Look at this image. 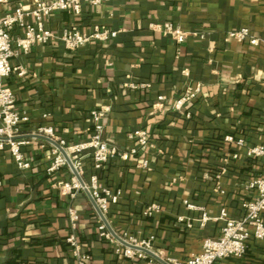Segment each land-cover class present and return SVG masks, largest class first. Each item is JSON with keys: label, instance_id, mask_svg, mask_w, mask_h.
<instances>
[{"label": "crops", "instance_id": "obj_1", "mask_svg": "<svg viewBox=\"0 0 264 264\" xmlns=\"http://www.w3.org/2000/svg\"><path fill=\"white\" fill-rule=\"evenodd\" d=\"M33 1L1 3L0 16ZM45 19L55 37L13 55L11 65L25 75L0 77L28 117L16 136L27 141L21 151L30 160L20 168L8 146L0 147V264H73L66 242L71 232L91 255L89 264H171L199 253L206 237L220 235L221 208L240 217L242 202L255 194L248 181L264 174L260 159L246 155V147L264 145V0H106ZM164 21L188 37L178 44L152 27ZM96 24L114 30V37L74 50L57 38L65 27L88 31ZM241 27L257 37L256 45L226 37ZM21 35L18 26L10 31L13 39ZM142 82L148 86H131ZM197 83L200 92L175 109V98ZM159 95L162 104L155 106ZM99 110L102 139L119 151L136 147L128 159L117 156L98 169L89 150L82 154V182L97 174L101 186L121 191L104 216L114 241L98 235L103 220L87 190L71 194L59 188L58 181L75 175L70 165L46 171L54 143L30 136L50 125L66 145L83 142L93 131L91 112ZM138 128L149 134L147 145L128 137ZM228 134L244 144L226 141ZM186 200L207 212L203 226L200 209L187 207ZM153 203L157 208L144 214ZM69 209L78 216L74 227ZM124 232L155 236L152 255L116 253ZM246 250L220 264H264V239L250 238Z\"/></svg>", "mask_w": 264, "mask_h": 264}, {"label": "built area", "instance_id": "obj_2", "mask_svg": "<svg viewBox=\"0 0 264 264\" xmlns=\"http://www.w3.org/2000/svg\"><path fill=\"white\" fill-rule=\"evenodd\" d=\"M7 1L0 0V4ZM103 1L106 0H34L27 9L17 5L11 11L5 12L0 16V77H8L15 71L19 76L26 74V71L21 66H12L10 60L17 51L27 52L33 44L45 45L55 37L52 31L45 26V18L52 12L66 10L78 14L82 3L95 6ZM26 17H30L32 21L27 22L25 20ZM15 26L22 29V35L13 39L10 37V31ZM152 27L169 35L178 44L188 37L187 32L171 21L153 24ZM114 35V30L111 31L103 25L96 24L88 31L79 30L75 27H65L57 38L64 43L66 48L74 50L89 41H105L114 37ZM198 37L202 38L204 34H198ZM226 37L229 39L235 38L239 41L247 40L252 45L258 43L257 37L253 36L247 27L229 31ZM183 73L188 74L187 69H184ZM131 86L144 88L148 84L143 82L133 83ZM200 89V83H197L192 88L185 89L183 94L175 98L173 107L177 110L182 109L186 103L193 100L200 92ZM162 99L163 96L159 95L157 97L158 101L154 105L160 106ZM102 115L103 110L91 112L94 124L90 138L75 144L66 145L65 141L56 135L50 125L38 128L39 134L55 140L69 154L73 168L77 171L80 178L83 173L82 154L84 150H89L96 169L101 168L105 162L117 156L126 160L129 158V154H133L136 151V147L131 148L128 152L119 151L118 148L108 145L102 139L101 131L103 125L100 120ZM27 120V115L21 113L17 108L13 90L0 80V147L2 148L4 144L8 146L10 155H12L15 163L20 168H28L30 166V160L21 151V146L27 141L16 136L21 123ZM127 135L130 139L135 138L139 145H147L149 142V134L143 128L134 129ZM224 139L236 145L244 144L243 138L234 137L233 135L228 134ZM246 148L247 157L260 159V165L264 170V145L253 144ZM52 154L50 163L46 168L48 174L68 164L66 158L56 146L53 148ZM233 157L236 158L237 153ZM58 186L63 193L69 192L73 194L76 190H87L104 216L109 211L111 204L117 203L121 194L119 189L111 190L108 187L101 186L97 174L90 175L88 182H82L76 175H73L70 180L58 181ZM247 186L250 190L255 191V194L250 200L242 202L243 214L238 218H232L227 216L225 208H221L219 217L223 219L224 223L221 226L220 235L217 237H206L199 253L192 254L182 261L173 260L171 264H220L223 258L243 257L246 254L247 241L250 238L264 239V217L262 215L264 212V174L253 176L248 181ZM185 204L191 209H200L199 220L200 225L203 226L209 218L207 212L187 200ZM155 208H157L156 203L149 205L144 214H150ZM69 215L74 227L78 216L72 209H69ZM177 218L178 221L185 222L186 226L192 225L190 218L186 219L183 216H178ZM98 235L114 241L113 234L106 228L104 221L98 226ZM121 237L124 243H120L114 248L116 253H121L129 258H144L147 253L141 248L149 250L155 236L148 235L139 238L124 232ZM66 242L70 245L71 254L75 259L73 264H89L91 255L83 251L78 238L73 232L66 237Z\"/></svg>", "mask_w": 264, "mask_h": 264}, {"label": "water", "instance_id": "obj_3", "mask_svg": "<svg viewBox=\"0 0 264 264\" xmlns=\"http://www.w3.org/2000/svg\"><path fill=\"white\" fill-rule=\"evenodd\" d=\"M31 137L32 136H35V137H39V138H44V139H46V140H51L53 143H54V145L59 149V151L61 152V154H63L64 155V157L66 158V160H67V162H68V164L70 165V167H71V169H72V171L74 172V174L78 177V179L80 180V181H82L81 180V178H80V176L78 175V173H77V171L73 168V165H72V161H71V159H70V156H69V154H67L66 152H65V150L56 142V141H54V140H52L50 137L48 138V137H46V136H44V135H42V134H32V135H30ZM89 196H90V194H89ZM90 200H91V202H92V204H94V206H95V209H96V211L98 212V214H99V216H100V218H101V220H103L106 224H107V226H108V222H107V220L105 219V217H104V215L100 212V210H99V208H98V206H97V204H95V202H94V200L92 199V197L90 196ZM109 228V227H108ZM110 229V228H109ZM110 232L114 235V233L110 230ZM115 236V235H114ZM116 237V236H115ZM145 253H148V254H150V255H152V253H150V251L149 250H146V249H143V248H141ZM166 264H168V263H166Z\"/></svg>", "mask_w": 264, "mask_h": 264}]
</instances>
